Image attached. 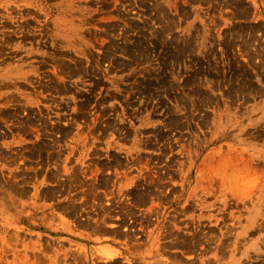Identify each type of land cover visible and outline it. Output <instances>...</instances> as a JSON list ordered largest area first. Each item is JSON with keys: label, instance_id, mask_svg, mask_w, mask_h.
<instances>
[{"label": "rangeland", "instance_id": "1", "mask_svg": "<svg viewBox=\"0 0 264 264\" xmlns=\"http://www.w3.org/2000/svg\"><path fill=\"white\" fill-rule=\"evenodd\" d=\"M0 264H264V24L0 0Z\"/></svg>", "mask_w": 264, "mask_h": 264}, {"label": "crops", "instance_id": "2", "mask_svg": "<svg viewBox=\"0 0 264 264\" xmlns=\"http://www.w3.org/2000/svg\"><path fill=\"white\" fill-rule=\"evenodd\" d=\"M249 5L248 2L245 0H232V24H264V10L262 7L253 8L254 13L252 12L250 14V17L245 18L244 15H241L240 12H238V9L240 7V4ZM253 5V4H251ZM259 18L254 17V19L251 17L252 14H259ZM256 15V16H257Z\"/></svg>", "mask_w": 264, "mask_h": 264}, {"label": "bare ground", "instance_id": "3", "mask_svg": "<svg viewBox=\"0 0 264 264\" xmlns=\"http://www.w3.org/2000/svg\"><path fill=\"white\" fill-rule=\"evenodd\" d=\"M140 194V193H139ZM140 197V196H139Z\"/></svg>", "mask_w": 264, "mask_h": 264}]
</instances>
